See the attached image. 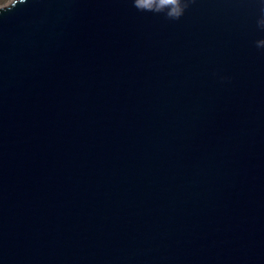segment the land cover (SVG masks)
<instances>
[{
	"label": "water",
	"instance_id": "water-1",
	"mask_svg": "<svg viewBox=\"0 0 264 264\" xmlns=\"http://www.w3.org/2000/svg\"><path fill=\"white\" fill-rule=\"evenodd\" d=\"M259 2L0 14V264H264Z\"/></svg>",
	"mask_w": 264,
	"mask_h": 264
},
{
	"label": "clouds",
	"instance_id": "clouds-1",
	"mask_svg": "<svg viewBox=\"0 0 264 264\" xmlns=\"http://www.w3.org/2000/svg\"><path fill=\"white\" fill-rule=\"evenodd\" d=\"M193 0H132V6L138 12L163 14L166 19L178 20L188 9ZM25 0H15V6L0 9V14L11 12L17 5H22ZM256 27L264 32V2H259V17L256 20ZM257 49H264V38L254 41Z\"/></svg>",
	"mask_w": 264,
	"mask_h": 264
},
{
	"label": "rangeland",
	"instance_id": "rangeland-1",
	"mask_svg": "<svg viewBox=\"0 0 264 264\" xmlns=\"http://www.w3.org/2000/svg\"><path fill=\"white\" fill-rule=\"evenodd\" d=\"M13 0H0V7L7 6L10 4Z\"/></svg>",
	"mask_w": 264,
	"mask_h": 264
}]
</instances>
